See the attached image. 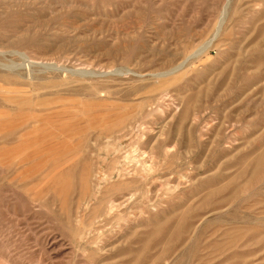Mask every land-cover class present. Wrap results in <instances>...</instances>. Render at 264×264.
I'll return each instance as SVG.
<instances>
[{"label":"rangeland","instance_id":"obj_1","mask_svg":"<svg viewBox=\"0 0 264 264\" xmlns=\"http://www.w3.org/2000/svg\"><path fill=\"white\" fill-rule=\"evenodd\" d=\"M2 64L0 264H264V0H0Z\"/></svg>","mask_w":264,"mask_h":264},{"label":"bare ground","instance_id":"obj_2","mask_svg":"<svg viewBox=\"0 0 264 264\" xmlns=\"http://www.w3.org/2000/svg\"><path fill=\"white\" fill-rule=\"evenodd\" d=\"M21 35V34H20ZM24 35V34H23ZM208 48H206L205 50H207ZM31 50V49H30ZM204 50V51H205ZM24 55V59L26 61V65L28 66V68H30V71L32 72V68L35 66L36 67H40L44 70H52V71H56L58 73H61L63 74V77L64 76H67V75H73L74 77H80L81 79H84V78H96V77H104L106 75H110V76H127L128 73H122V72H119V71H108L107 73H101V74H97L96 72L94 71H91V70H88V69H85V70H68L67 68L65 67H62V66H59L58 64L56 63H48V62H45L43 60H32L29 56H27L26 54H23ZM199 55V54H198ZM47 56V55H46ZM49 56V55H48ZM190 59V58H189ZM4 66L3 64L0 65V67ZM6 66V65H5ZM183 66V65H181ZM180 67V65H179ZM7 69L10 70V68L8 67ZM40 70V69H39ZM43 70V71H44ZM174 71V69H172ZM132 72V71H131ZM174 73V72H173ZM144 75V74H143ZM149 76V75H148ZM139 79H142V76H138ZM95 80V79H94ZM74 98V97H73ZM143 154H146L144 151H143ZM150 155V153H149ZM152 156V155H151ZM142 158V157H141ZM151 166V165H150ZM197 235V234H196ZM192 248V246H191ZM194 248V247H193Z\"/></svg>","mask_w":264,"mask_h":264}]
</instances>
